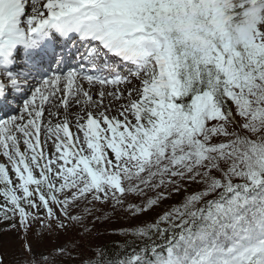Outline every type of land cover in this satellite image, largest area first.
Masks as SVG:
<instances>
[{"label": "snow or ice", "instance_id": "1", "mask_svg": "<svg viewBox=\"0 0 264 264\" xmlns=\"http://www.w3.org/2000/svg\"><path fill=\"white\" fill-rule=\"evenodd\" d=\"M0 264H264V0H0Z\"/></svg>", "mask_w": 264, "mask_h": 264}]
</instances>
